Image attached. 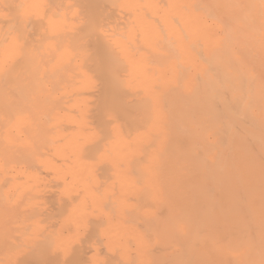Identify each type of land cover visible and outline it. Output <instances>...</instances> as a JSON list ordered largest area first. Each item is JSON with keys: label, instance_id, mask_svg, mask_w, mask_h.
Instances as JSON below:
<instances>
[{"label": "bare ground", "instance_id": "1", "mask_svg": "<svg viewBox=\"0 0 264 264\" xmlns=\"http://www.w3.org/2000/svg\"><path fill=\"white\" fill-rule=\"evenodd\" d=\"M0 264H264V0H0Z\"/></svg>", "mask_w": 264, "mask_h": 264}]
</instances>
